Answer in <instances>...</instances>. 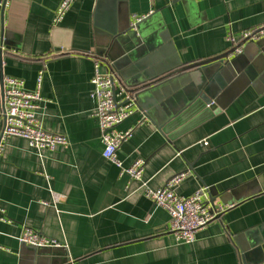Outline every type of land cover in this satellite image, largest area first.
Listing matches in <instances>:
<instances>
[{"label":"crops","instance_id":"1","mask_svg":"<svg viewBox=\"0 0 264 264\" xmlns=\"http://www.w3.org/2000/svg\"><path fill=\"white\" fill-rule=\"evenodd\" d=\"M61 1L0 0L7 32L6 43L0 37V140L7 76L24 80L29 92L38 90L42 77V125L69 139L67 146L41 151L20 137L6 141L0 152V245L6 248L0 264L262 263L264 35L243 42L235 57L228 52L231 34L264 29V0H75L56 23ZM135 16L149 18L143 27L154 32L158 50L133 47L130 56L127 34L116 39ZM162 47L177 63L223 67L214 78L221 111L172 141L143 120V111L129 117L118 129L133 133L118 157L125 166L144 161L142 180L130 181L103 155L92 78L101 61L103 72L110 69L134 90L135 70L162 66ZM197 72L141 96L140 106L173 114L182 93L192 97ZM186 171L180 195L207 187L210 204L225 207L191 243L177 240L169 213L142 186L161 188ZM27 227L62 246L46 247L48 256L35 259L33 248L19 240ZM259 240L257 253L244 259L243 248Z\"/></svg>","mask_w":264,"mask_h":264},{"label":"built area","instance_id":"2","mask_svg":"<svg viewBox=\"0 0 264 264\" xmlns=\"http://www.w3.org/2000/svg\"><path fill=\"white\" fill-rule=\"evenodd\" d=\"M75 0H62L56 12L55 22L63 20ZM176 1V0H170ZM4 7V6H3ZM146 16H135L131 26L142 21ZM264 29L245 32L236 37L231 34L229 40L232 48L228 58L235 57L243 52V42L256 41L262 38ZM102 62H96L95 74L92 78V97L96 101L95 117L101 131V141L104 145L103 155L121 169V174H128L130 181L142 180L144 161L139 158L130 166H125L119 159L118 152L122 144L132 136L133 128L121 131L118 127L136 112L140 111L137 98L128 86L115 72L110 69L102 71ZM38 80V90L29 92L24 88V80L7 76L4 78L2 94V114L5 125L0 140V152L10 137H20L41 151L55 150L60 146H67L69 139L66 135L46 130L39 117L42 101L40 92L41 79ZM147 116L144 114L143 120ZM190 174V171L181 172L173 176L161 188H150L143 183L146 196L160 208L165 209L171 217V231L180 242L195 241L199 230L207 226L225 210L223 206H215L209 202L208 188H202L191 196H183L177 192L179 184ZM58 200L59 197L55 196ZM3 218V217H2ZM19 240L21 243L34 247H61L55 239L48 237L32 228H25ZM6 248L0 245V251ZM260 264H264V261Z\"/></svg>","mask_w":264,"mask_h":264},{"label":"water","instance_id":"3","mask_svg":"<svg viewBox=\"0 0 264 264\" xmlns=\"http://www.w3.org/2000/svg\"><path fill=\"white\" fill-rule=\"evenodd\" d=\"M4 7L1 13V42L2 44L6 43L7 32H5L4 26ZM149 18H145L142 21L136 23L134 26L127 28L125 32H119V35L116 37L120 38L121 35L127 34V38L131 39V43L126 45L125 49L128 51L130 56H133L134 48H139L143 50H154L156 47V38L154 32H150L149 29L143 27L145 22ZM158 50V49H156ZM154 50V51H156ZM160 59L162 61V66L156 67L153 70H143L140 69L135 70V76L138 79L135 81L132 86L135 87L134 90H131L135 93L137 98V104L140 108V111H143L147 118L152 120L159 128L161 132H163L169 141H172L177 136L191 129L192 127L200 124L213 117L215 114L219 113L221 109L219 108L216 102V85L214 84V78L217 77V72L221 70L223 67L218 66L217 62H204L198 63L196 65L187 66L181 63H177L170 58V54L167 48H160ZM5 59V54L2 48H0V61L3 62ZM196 68L198 70L197 73L192 74V78H199V81L196 79V85L192 97H188L186 93H182L180 101L177 102V110L171 113H163L162 111H156L152 108H146L148 112L144 110L139 104V99L141 96L150 94L155 89L165 85L170 81L180 80L188 75V71ZM223 70V69H222ZM217 75V76H216ZM198 84V85H197ZM4 86V85H3ZM191 122L187 123V120L191 119V117H195ZM213 199L211 198V203H213ZM264 240V239H263ZM259 243H253L247 249L243 248L244 259H251V256L260 249L259 245H261V241ZM26 245V244H24ZM262 246V245H261ZM34 250L35 259H40L47 257V253L43 250H47L46 247H34L31 246ZM264 250V244L261 247Z\"/></svg>","mask_w":264,"mask_h":264}]
</instances>
